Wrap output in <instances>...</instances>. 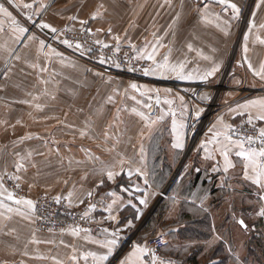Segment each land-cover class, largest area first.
Segmentation results:
<instances>
[{"label":"crops","instance_id":"0c3cea01","mask_svg":"<svg viewBox=\"0 0 264 264\" xmlns=\"http://www.w3.org/2000/svg\"><path fill=\"white\" fill-rule=\"evenodd\" d=\"M13 1L21 10L31 11L32 17L39 19L40 25L49 24L57 31L66 27L87 30L96 43L102 42L97 43L101 47L107 44L116 51L118 46L119 50L135 52L136 45H139L142 50L147 49L148 53L156 48L157 63L163 64L167 61L170 66L182 64V70H194L192 75L201 73L196 80L199 83L211 82L210 80L215 79L221 70L229 69L230 87L224 94L227 108L209 127L205 140L199 143L192 172L185 171L183 179H178L175 183V189L162 196L160 207L165 214L160 220L161 223L170 224V228L174 230L172 233L174 240L167 238L165 256L167 257L173 248L177 253L176 256L170 254L165 264L169 262L248 264L249 216L258 214L260 208L264 207V188L244 178L248 162L237 155L240 150L239 145L227 141L225 134L239 123H246L259 129L264 128V120L256 118L264 113V106L257 103L249 105L247 109L241 107L249 104L250 101H264V79L256 74L264 67V3H261V0H224L223 3L221 0ZM24 4H32L33 7L26 9L23 7ZM231 4H236L240 9L238 15L234 14ZM245 16V25L243 24L240 29L241 20ZM81 21L86 23L81 24ZM17 26L11 17H5L0 13V70H2L0 79H3L1 83L4 84L0 87L2 94L0 100L15 101L11 106L0 104V117L24 116L21 107L24 108L28 103L25 101L32 100V95H35L33 92L20 91L16 92L15 99L11 100V94L7 92L18 84L17 78L20 79L21 76L18 69L24 67L21 66L22 58L34 48L32 40H25V33L21 36L15 30ZM44 29L52 32L50 28ZM115 37H119V40ZM132 45H135V48ZM74 50L78 52L82 51V48H74ZM249 64L252 65L251 68ZM213 68H217V71L204 79L203 77ZM166 73L176 76L173 72ZM94 79L97 78L92 80ZM27 82L38 85L37 79L31 77H27ZM71 82L70 80L64 84L71 86ZM59 84H62L61 79ZM91 84L95 85L92 81ZM67 89H63V92L45 94L49 102L40 103L39 108L36 109L52 113L55 108L64 106L65 110L71 111L72 100L80 102L78 107L86 117L77 123L63 124L62 132L64 138L70 140V145L72 141L81 142L79 148L86 149L81 151L82 156L79 159H82L81 165L88 166L89 181L95 184L91 192L95 198L98 196L97 200L101 204L95 211V218H99L97 222L101 230L93 235L80 232L76 236L72 234V230L60 234L38 231L35 226V211L32 212L25 205H17L13 200H8L7 196L12 192L2 184L0 201H3L6 207H0V264H141V262L148 264L147 253L139 258L131 254L136 246L147 248L152 235L147 238L139 237L138 244L131 249L124 248V243L137 227L140 228L141 225L138 223L145 213V209L139 204L140 200L135 199L134 202L132 193L137 196L138 191L128 180L137 173L134 167L136 164H146L147 149L152 142L134 141L133 129L126 131L125 136H118L117 140L111 139L109 135L106 139L105 132H112L106 128L112 121L108 119L112 115L104 108L97 110L95 105L87 108L88 104L82 103L83 99L87 98L88 82L85 92L72 93ZM151 101V99L145 100L147 105ZM29 104L32 105V102ZM84 106L85 108H82ZM149 110L148 115L152 117L153 108L150 107ZM249 115L252 117V123H248ZM225 125H231V128H225ZM81 131H86L87 135L81 136ZM114 132H119V129H114ZM7 133L6 123H0V172L4 173L7 172L9 165L15 167L18 162L23 163L20 159L24 157V145L27 151L35 150L37 146L34 137L26 142L22 137L19 140L13 139L9 149H16L18 157L9 162L6 152L9 147ZM33 133L36 135L39 132L33 131ZM89 133L93 134L92 140L88 142ZM81 138L86 140L83 141ZM82 143H85L84 147ZM171 145L176 150L182 149L175 148L174 143ZM158 148L163 147L158 146ZM243 148L250 150L244 145ZM136 149L144 150L142 158L132 151ZM222 149L227 150L228 158L233 165L227 172L224 171ZM102 150L111 154L105 160ZM109 150L113 151L110 153ZM214 168L217 170L213 171ZM22 170L23 168L18 171V176L20 184L23 185ZM108 170L118 173L113 180L107 178ZM122 174L127 178L125 181L119 180ZM105 181L112 186L107 191L99 193L98 188H102ZM87 193L83 192L81 198L86 199ZM37 196L38 192L28 187L27 196L21 199L35 202ZM60 196L65 199L69 195L64 193ZM114 200L115 204H113ZM165 201L169 203L170 215L165 211ZM110 205L111 215L116 216V220L109 219ZM8 207L14 210L8 212ZM128 212H134L135 215H128L130 214ZM174 215L175 219H173ZM261 218L264 222V217ZM240 219L248 225L247 230L238 223ZM263 226L262 221L253 225L256 229ZM104 229L108 231L105 232ZM113 232L118 235L113 237L111 235ZM113 238L117 243L111 247L109 254L106 245L107 241ZM178 252L181 254L179 255ZM89 253H94L96 257L108 258L101 262L88 255ZM73 255L77 257L76 260L71 259Z\"/></svg>","mask_w":264,"mask_h":264},{"label":"rangeland","instance_id":"374dc122","mask_svg":"<svg viewBox=\"0 0 264 264\" xmlns=\"http://www.w3.org/2000/svg\"><path fill=\"white\" fill-rule=\"evenodd\" d=\"M0 3L4 4L12 13L18 26L28 29L25 33V40H32L34 45L33 50L22 58L21 66L24 67L18 69L21 73L20 79L17 78L18 84L12 86V89L7 90V92L11 94V100H14L16 92L19 93L20 91L33 92L35 95H32V100L25 101L28 103L24 108L20 106L25 113L24 116L0 117V123H6L8 128L9 147L6 152L9 162L16 160L18 157V152H15L16 149H9L13 144V139L19 140L22 137L26 142L34 137V142L37 144L35 150L28 151L26 145H24V157H22L23 159L19 158L25 163L22 177L23 185L26 187H23L19 180L11 178L18 176L16 166L12 165L8 166L6 173L0 172V178H2L0 184H5L15 199L25 198L28 187L38 192L35 200V226L38 231H41L38 227L41 220L38 208L43 201H52L56 205L82 212L84 219L91 222L95 232H92V230L81 232L93 235L101 230L97 222L99 218H95V211L101 205L97 200L98 196L96 198L94 196L86 197V199L85 197L81 198L83 192H89V189L90 191L94 190L93 185H95L89 181L88 174L90 171L87 170L88 166L80 164L82 162V159H79L82 156L81 151L86 149L79 148L81 142L75 143L72 141L70 145V140L65 139L62 132L63 124L77 123L86 117L78 107L80 102L72 100L73 109L71 111L65 110L64 106L55 108L52 113L36 109L39 108L37 105L40 103L46 104L49 102L47 100L49 98L45 94L63 92V89L67 88L72 93L85 92L88 82L87 98H84L82 103L88 104L87 108L91 107L90 105H95L97 110L104 108L110 112L112 116L108 119L112 121L109 122V126L106 128L112 131L108 133L111 139L117 140L118 136H125L126 131L129 132V129H133L132 138L134 141L152 142V145L147 149L146 164H136L134 166L135 170L139 169V171L128 180L131 186L138 191L137 196L134 192L132 193L134 202L135 199L147 198L148 200L147 207L139 203L142 206L141 208L145 209V213L138 223L141 225L140 228L137 227V230L135 229L136 231L131 236H137V242L140 239L139 237L147 238L151 235L152 238L164 236L165 241H167V238L174 240V236H172L174 230L170 228V224L161 223L158 219L150 229L143 231L141 229L146 226L153 213L159 209L162 196L169 194L173 188L175 189V183L178 179H183L185 171L192 172L191 168L193 169L199 143L205 140L209 127L223 115L224 110L227 108L225 107L227 101L224 94L230 87L228 81L229 69L224 68L215 79L205 83L196 81L201 73L192 75V71H194L192 69L181 71V75L190 77L186 79H178L177 75H170L166 72L163 76L159 73L145 75L143 69L155 65L144 58L145 51L138 47L139 45H136L135 52L125 49L116 51L113 47L104 48L99 46L87 30L66 27L55 33L48 32L41 27L39 19L32 17L31 11L21 10L13 0H0ZM29 16L32 17L31 20L28 19ZM245 19L246 16L241 20L240 29H242L243 24L245 25ZM75 34L88 36L99 48L117 52L122 59L127 58L126 67L115 66L116 64L121 65L122 59L114 60L112 66L110 60H106L95 52H85L82 46V51H75L74 48H77V44L70 43L73 42L71 40H74L73 35ZM47 36L55 38L56 41L50 45V39ZM64 40H68L72 47L63 43ZM41 41L44 42L43 46H41ZM138 42H140L139 39ZM155 58H158V56ZM195 71L200 72L201 70ZM121 74L131 75V77ZM27 77L37 79L38 85L29 84ZM95 77L97 79L92 80ZM60 79L62 84H59ZM2 80L0 79V87H2ZM70 80L72 81L71 86L64 84L70 82ZM91 81L95 85L91 84ZM133 83L139 86V91L130 87ZM155 89H158L159 92L154 91ZM0 97H2V94H0ZM109 97L112 99L109 100ZM146 99L152 100L149 103L150 107L153 108L152 117L148 115L150 107L145 102ZM31 102L32 105L29 104ZM11 103H15V101L0 100L1 105L11 106L13 105ZM82 108H85V106ZM197 112H199V115H197ZM139 113H143L148 119L145 120ZM239 124H235L232 128ZM133 125L135 127L131 128ZM149 125L151 126L149 127ZM114 129H119V132H114ZM33 131L39 133L35 135ZM141 133L143 134L141 135ZM92 134L89 133L88 142L92 140ZM178 135L182 137L183 142L181 151L171 147V144L176 143ZM81 140L85 141L86 139L81 138ZM82 144L84 147L85 143ZM19 145H21V142H19ZM158 146L163 148H158ZM109 151L111 153L113 150ZM132 151L140 158L143 157V149ZM10 153H12L11 158ZM29 153H33V155L29 156ZM103 155L105 160L111 154L103 152ZM19 159L17 160L19 161ZM125 179L127 178L122 174L119 180L125 181ZM145 180L147 183H145ZM111 186L110 183L105 181L103 187L98 188V191L99 193L105 192ZM69 192L72 193L71 206L67 203L69 202L68 197L64 199L60 196L64 193L69 195ZM56 196L61 197L60 203H56L54 199ZM82 199L84 201L79 205ZM156 205V209L151 214ZM164 208L169 213L170 207L166 201ZM85 212H87V215H85ZM128 213L126 214L135 215L134 212ZM173 219H175V215ZM261 221L263 224V219L259 218L257 213L249 216L248 264H264V226L257 229L253 227L255 223ZM74 228L82 229L76 224H71L60 233L68 232ZM169 253L172 256L177 254L175 248L171 249ZM162 254L167 261L166 258L170 257V254L166 257L164 250Z\"/></svg>","mask_w":264,"mask_h":264},{"label":"snow or ice","instance_id":"6c2138e0","mask_svg":"<svg viewBox=\"0 0 264 264\" xmlns=\"http://www.w3.org/2000/svg\"><path fill=\"white\" fill-rule=\"evenodd\" d=\"M224 0H221V3H223ZM261 3H264V0H261ZM17 7H19V5H17ZM24 8L26 9H31L33 7L32 4H24L23 5ZM259 7V5H258ZM231 8L234 12V14L238 15L239 12H240V9L236 6V4H231ZM0 13H2L5 17H11L12 20H13V23L16 24L17 21L15 20V17H12V13L8 10V8H6L4 6V4L0 3ZM98 15V13L96 14ZM93 18H95V15L93 16ZM29 20L32 19L31 16L28 17ZM86 23L85 21H81V24H84ZM41 27L42 28H50L52 32H57V29L54 28V27H51V25L49 24H41ZM21 36L26 33L28 31V29L26 27H20V26H17V28L15 29ZM90 31V29H89ZM109 31H111L109 29ZM18 39L20 38L19 36L17 37ZM31 38V37H30ZM115 39L119 40V37H115ZM43 41H41V46H43ZM63 43L67 44L69 47H72V45L69 43L68 40H64ZM97 43H102L101 41H97ZM77 48H80L81 45L77 44L76 45ZM104 47H108L107 44H104ZM133 48H135V45H132ZM191 47V46H189ZM117 51H119V47L117 46ZM156 48H153L152 52L151 53H148L147 52V49H145V55H144V58L147 59V60H150L153 62V64L155 65L154 67H151V68H144L143 69V72L145 75H150V74H156V73H159L160 75H164L165 72H173V73H176V75L180 78V79H186V78H190V77H186L184 75H181V71L183 69V65H179V66H176V65H172L170 66L167 61H165L163 64H160V63H157L156 62ZM138 59L140 58L139 56L137 57ZM17 59H19V57H17ZM103 63V60L101 61ZM116 67H119V64H116L115 65ZM249 67L251 68L252 65L249 64ZM134 70V69H133ZM215 71H217V68H213L211 72H208L206 74L205 77H203L204 79L207 78V76H211L215 73ZM257 75H259L261 77V79H264V67H262L260 69L259 72L256 73ZM130 87L132 89H135L137 91H139V86L136 85V84H131ZM146 91H148L146 89ZM154 91H156L157 93L159 92L158 89H155ZM143 94V93H142ZM112 98L109 97V100H111ZM133 99H135V97H133ZM183 99V98H181ZM169 103H171V101H169ZM257 103H260L262 106H264V101H260V102H257V101H250L249 104H245V105H242L241 107L247 109L249 107V105H255ZM37 107H39V105H37ZM150 107V105H149ZM135 111V110H133ZM140 116H142L145 120L148 119V117L144 116L143 113H139ZM197 115H199V112H197ZM257 119L259 120H264V113L262 114H259L257 117ZM154 123V122H153ZM248 123H252V117L251 115H249V120H248ZM174 124V130H175V121L173 122ZM151 125H149L150 127ZM182 127V126H181ZM225 128H231V125H225ZM143 133H141L142 135ZM84 135H87V132L86 131H81V136H84ZM217 135H220L219 133H217ZM259 136H260V140H259V143L261 145V147L259 148V150L257 149H250V150H245L243 148V144H244V141L242 140H238V141H233L232 139V136L231 135H228V134H225V139L233 144H237L239 145L240 147V150L237 152V155L240 156V157H243L248 163L245 167V172H244V178L246 180H249L251 181L253 184L255 185H258L260 186L261 188H264V128H261L260 131H259ZM108 137V133L105 132V138L107 139ZM247 142L249 144L253 143V138L251 136L247 137ZM174 147L175 148H183V142H182V137L180 135L177 136V139H176V143L174 144ZM221 154L224 156V161H225V168H224V171L227 172L228 171V168L229 167H232V163L231 161L229 160L228 158V152L226 149H222V152ZM31 155V153H29V156ZM23 159V158H22ZM123 163V162H122ZM24 168V164L23 163H20L18 162L16 164V169L17 171H19L20 169ZM217 169H213V171H216ZM249 170H251V174H249ZM137 171H139V169H137ZM118 173L112 171V170H108L107 171V178L109 180H113L114 177L117 175ZM12 179H16V180H19L20 177L19 176H13L11 177ZM2 179V178H0ZM101 183H103V181H101ZM145 183H147V181L145 180ZM0 187H2V184H0ZM17 187H19V185H17ZM93 195V193L91 191H89L87 193V196L90 198L91 196ZM71 196H72V193H69V196H68V199H69V204L71 206ZM7 199L8 200H13L15 204L17 205H20V204H23L25 205L29 210H31L32 212L35 211V202L30 200V199H15L14 196L9 193L8 196H7ZM55 201L56 203H60L61 201V197L60 196H56L55 198ZM80 203H83V200L80 201ZM116 201L114 200L113 201V204H115ZM147 203H148V200L147 198H144V199H141L140 200V204L144 205L145 207H147ZM0 207H6V205H4L3 201H0ZM94 207V206H92ZM14 209H12L11 207H8L7 208V211L8 212H12ZM18 211V209H17ZM108 212H109V219L111 220H116V216H113L111 215V212H112V206L110 205L108 207ZM23 214V213H22ZM85 215H87V212H85ZM258 215L260 217H264V207H261L260 210H259V213ZM238 223L241 225L242 228H244L245 230H247L248 228V225L245 224L244 220L243 219H240L238 221ZM81 231H90L88 229H80V228H74L72 229V234L74 236L76 235H79V233ZM103 231L107 232L108 229H104ZM111 235L113 237H116L118 235V233L116 232H113L111 233ZM217 239H219V237H217ZM117 243V240L115 238L111 239V240H108L107 241V245L108 248H109V254H111V247L116 245ZM187 250V249H185ZM149 250L144 247H140V246H136L133 253L131 254L132 256H135L137 258H139L141 255H143L144 253L148 252ZM88 255H92L94 257V259H97L99 261H104V260H107V256H99V257H96L94 253H89ZM87 258V257H85ZM72 260H76L77 257L75 255H73L71 257ZM159 258L155 255V253L152 254V264H155V261L158 260ZM141 264H143V262H141ZM161 264H163V261H161ZM169 264H172V262H169Z\"/></svg>","mask_w":264,"mask_h":264},{"label":"built area","instance_id":"2783aa9c","mask_svg":"<svg viewBox=\"0 0 264 264\" xmlns=\"http://www.w3.org/2000/svg\"><path fill=\"white\" fill-rule=\"evenodd\" d=\"M45 34V33H44ZM46 35V34H45ZM50 39V45L56 41L55 38H52L50 36H47ZM74 40H71L73 42H70L72 44H79L83 47V50L85 52H95L99 55L103 56L106 60H110L112 63V66L114 65V60L122 59L118 56L117 52H114L112 50H103L99 48L93 40L88 37L84 36L82 34H75L73 35ZM127 59V58H126ZM126 59H122L120 67L125 68L126 66ZM110 66V65H109ZM121 73V72H117ZM126 77H131V75L121 74ZM259 131L260 129L246 124V123H240L239 125H236L234 128L231 129L229 135L232 136V138H235L237 140L244 141V146L249 149H257L261 147L259 140ZM251 136L253 138V143L249 144L247 142V137ZM41 220L39 222V229L41 231H49V232H56L60 233L68 228L71 224H76L82 229H88L92 230V232H95V229H93V225L91 222L87 219L85 220L82 212L80 211H74L70 210L66 207H62L60 205L54 204L52 201H43L41 205L38 208ZM138 244L137 242V236L133 235L129 237L125 243L124 248L129 249L133 248ZM166 247V241L164 236H157L155 238H152L148 244L147 249L149 250L146 252L147 254V262L148 264H152V254L155 253V255L159 258L155 261V264H161V261H163V264L167 263L165 258L163 257V250Z\"/></svg>","mask_w":264,"mask_h":264},{"label":"trees","instance_id":"16d2710c","mask_svg":"<svg viewBox=\"0 0 264 264\" xmlns=\"http://www.w3.org/2000/svg\"><path fill=\"white\" fill-rule=\"evenodd\" d=\"M165 214V212L162 210L161 207H159V209L157 211H155V213H153V215L151 216V218L149 219V221L147 222L146 226L144 227V230L146 229H150L152 225H154L156 223V220L158 219L159 221H161V217ZM157 220V221H158Z\"/></svg>","mask_w":264,"mask_h":264},{"label":"water","instance_id":"95a60500","mask_svg":"<svg viewBox=\"0 0 264 264\" xmlns=\"http://www.w3.org/2000/svg\"><path fill=\"white\" fill-rule=\"evenodd\" d=\"M172 181H173V180H172ZM163 197H164V196H163ZM158 204H159V203H158ZM158 204H157V205H158ZM157 205L153 208L151 214L154 212V210L156 209Z\"/></svg>","mask_w":264,"mask_h":264}]
</instances>
